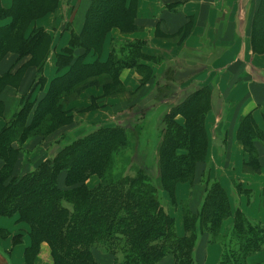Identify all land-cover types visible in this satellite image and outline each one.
<instances>
[{
	"label": "trees",
	"instance_id": "16d2710c",
	"mask_svg": "<svg viewBox=\"0 0 264 264\" xmlns=\"http://www.w3.org/2000/svg\"><path fill=\"white\" fill-rule=\"evenodd\" d=\"M20 1L16 0L11 8L0 9V18L11 14L10 22L0 26V59L7 51L16 52L18 58L33 54L48 43L37 29L24 36L30 19L20 15ZM136 2L90 0L81 32L70 39L71 47L97 50L112 26L133 31ZM27 3L47 9L54 0H27ZM259 10L264 13V4ZM253 31L255 37L260 36L264 24L262 28L254 25ZM121 51L122 57L110 56L105 62L91 63L84 62L82 55L72 56L70 51L58 55L57 66L67 65L66 72L53 78L40 100H31V94L22 97L18 110L0 130V216L15 215L16 220L26 223L31 243L38 249L42 242L49 246L52 264H105L107 254L112 256L111 264H200L193 254L199 234H209V241H221L223 251L218 264H246L248 256L264 248V229L249 220L241 208L232 206L226 188L219 179L210 176L206 167L208 136L204 117L211 104L208 86L195 88L164 114L165 125L169 127L161 144L163 175L172 182L188 177L190 184L202 181L204 176L211 180L209 185L203 180L206 193L201 206L185 214L183 235L176 233L172 216L163 211L155 196L157 187L141 168L133 176L118 179L106 176L104 159L110 154L106 150L117 147V151L119 145L126 144L124 130L117 123L99 124L52 156L44 154L46 157L36 163L29 157L28 163L34 164L28 167L21 163L24 139L36 134L35 128L46 117L52 120V116L66 113L61 107L64 92L97 79H106L102 84L105 89L118 84V71L123 66H134L141 74L148 72L140 61L148 58L140 43L126 42ZM40 52L36 54L40 53L42 58L43 50ZM37 72L35 82L39 83L44 80L41 67ZM9 75L0 73V90ZM165 78V74L158 75L155 89L166 87L162 84ZM177 113L184 115L183 125L174 119ZM258 135L250 115L242 116L237 136L250 155L246 163L250 170L259 169L253 147ZM62 174L64 179L60 182ZM91 174H98L99 182L90 188L85 180ZM237 188L247 191L239 183ZM261 194L264 206V187ZM227 217H231V225L223 234L221 222ZM16 237L21 238L20 233L14 234L12 241ZM29 247L31 244L26 248Z\"/></svg>",
	"mask_w": 264,
	"mask_h": 264
},
{
	"label": "crops",
	"instance_id": "0c3cea01",
	"mask_svg": "<svg viewBox=\"0 0 264 264\" xmlns=\"http://www.w3.org/2000/svg\"><path fill=\"white\" fill-rule=\"evenodd\" d=\"M15 1L0 0V9L11 8ZM21 1L24 14L20 12V15L30 19L24 36H28L32 29H37L48 43L44 49L20 55L19 58L14 51L2 55L0 73L9 72V76L15 77L22 70V77L17 85H9L0 93V130L18 110L22 97L31 94V100H40L53 78L66 72L67 65L57 66L58 55L70 51L72 56L82 55L86 63L94 60L105 62L110 56L122 57L124 52L121 48L126 42L140 43L141 50L149 58L140 60L149 72L145 78L134 66H123L118 71V86L121 88L118 93L104 92L101 84H94L80 94H73L66 104L62 102V109H77V112L85 109L82 111L85 118L79 117V120L89 121V113L92 117H100L90 120L91 123L107 124L112 117L130 110L150 95L157 87L158 75L167 63L178 69L186 67L193 70L196 74L191 80L180 83L173 93L178 97L190 88L192 91L203 86L211 89V104L204 117L208 136L206 167H209L211 176L231 186L234 202L249 220L264 229L261 194L264 187V33L255 37L253 31L254 25L263 27L264 13L259 8L264 0H137L133 31L125 32L112 26L102 37L97 50L70 45L71 37L82 30L90 0H54L53 6L47 9L40 4L29 6L27 0ZM10 20L11 14L2 16L0 26L8 24ZM42 50V58L34 59L33 56ZM39 67L44 80L36 83ZM92 100L96 103H92ZM91 104L99 106L86 110ZM244 115H250L259 131L253 140L258 170L248 169L246 163L250 155L237 136L240 118ZM174 119L178 124H184L183 114H175ZM61 133L64 134L53 131L49 137L55 138ZM32 136L33 139L27 138L22 146L31 151V160L36 163L42 155L36 157L35 152L41 153L49 145L44 144L46 139L43 137L36 138V134ZM21 163L26 167L34 164L24 161L23 156ZM62 177L63 174L59 177L60 182ZM238 183L247 191L238 190ZM195 184L202 185V181ZM187 196L186 192L179 198ZM230 220L228 217L222 220L221 231L224 224L225 228L228 227ZM19 226L15 218L0 216V231H6L4 236L0 235V264L7 263V251H10V264H25L23 252L27 240L19 232ZM176 232H183L180 222L177 223ZM18 233L23 242L15 245L12 236ZM45 250L46 245L42 244L40 251ZM222 251L221 241H209L203 234L193 254L200 264H218ZM41 257L37 255L34 264H41ZM263 261L264 248L248 256L246 264Z\"/></svg>",
	"mask_w": 264,
	"mask_h": 264
},
{
	"label": "rangeland",
	"instance_id": "374dc122",
	"mask_svg": "<svg viewBox=\"0 0 264 264\" xmlns=\"http://www.w3.org/2000/svg\"><path fill=\"white\" fill-rule=\"evenodd\" d=\"M33 14V11H31ZM41 53V52H40ZM40 53L33 56L34 59L40 57ZM2 57V56H1ZM168 69V70H166ZM167 71L164 73V71ZM37 72V71H36ZM149 72L141 74L143 78L147 76ZM165 74L166 78L162 81V84H166V87L160 89H154L150 95L144 99L141 103L134 105L130 110L127 109L126 112L123 111L118 113L109 121V123H117L120 125L119 127L123 128L124 133L126 135V144L119 145V150H115L117 147H113L111 149L106 150L107 159H104L105 168L108 170L106 172V176L110 175L112 179L123 178L125 175L133 176L135 175L137 168H141L150 182L157 187L155 192V196L163 209L166 213L170 214L173 218V224L176 231L177 223H181V227L183 228L182 234L185 233L184 230V217L185 214L190 213V211L199 208L201 205V194L202 199L206 193V187H204V181H208V185L211 183V180H207V177L204 176L202 178V185L199 184H190L188 177L180 178L177 180L169 181L166 179L165 174L163 175V171L160 170L161 161L163 162V158L161 155V144L163 137L167 131L169 125H165L164 114L169 113L171 106L175 105L177 102L181 101L186 94L192 91V88L186 89L185 91L181 92L178 97L175 96L173 93L176 91L180 86V83H185L186 81H190L192 76L196 73L193 70H188V68L184 67L182 69H178L173 64L169 66V63L163 68L161 75ZM22 77V70L17 72L14 76H7V81L2 84L0 93L3 90L11 85H17ZM38 78V72L37 77ZM35 79V81H36ZM98 81H90L82 85L81 83L78 84L75 88L69 90L68 92H64L61 97V104L69 102L73 97L72 95H77L79 92L81 93L87 87L91 85H100L102 86L103 83L107 82L106 79H97ZM185 81V82H184ZM145 82V81H143ZM169 85L173 86L172 90L169 89ZM193 87V84L191 85ZM103 88L104 92L112 91L114 94L118 93L121 89L118 84H112L108 88ZM79 93V94H80ZM163 94V95H162ZM79 96V95H78ZM160 99V101L158 100ZM92 103L94 100H92ZM91 104L87 107L86 110L95 109L99 105ZM65 107V105H63ZM66 109V108H65ZM148 109V110H147ZM70 110V111H69ZM64 110L66 113L63 115H59L58 117L52 116V120H49L46 117L36 128V138L43 137L46 139L45 145H49L45 151L44 149L41 150V153L36 151V157L42 155V157L52 156L60 147L64 146L65 144L69 143L71 140L76 138L78 135H82L87 133L94 128H96L100 123H91L92 121L100 117H92L91 114L88 113L87 118L89 121L79 120L85 118V113H82V109L80 112H77V109L72 110ZM72 110V111H71ZM69 112V113H67ZM90 112V111H88ZM111 118V117H109ZM108 118V119H109ZM105 119V118H104ZM70 129V130H69ZM57 131L63 132L64 134L59 135L58 137L50 136L49 133ZM30 137V138H29ZM27 138L33 139L32 133L27 136L21 144V155H24V161H27L28 157H31V151L25 150L23 148V143ZM46 154V156H44ZM32 158V157H31ZM221 163V161H219ZM209 165V164H208ZM208 167V166H207ZM209 171V170H207ZM214 171V170H213ZM215 174V171L213 172ZM211 176V175H210ZM217 178L216 176H213ZM64 179V176L62 177ZM218 179V178H217ZM99 182L98 174H91L85 180V184L88 187H95ZM172 182V184H171ZM223 186L226 188L229 199L233 207H239L233 200V194L231 192V186L228 187L225 183ZM245 189V188H243ZM188 193V196L184 199H180L179 196ZM245 195V194H244ZM200 199V201H199ZM198 203V204H197ZM197 204V205H196ZM240 208V207H239ZM189 215V214H188ZM7 218H15L16 216H6ZM231 218V217H228ZM20 223L19 232L26 238L27 244L24 247L23 257L25 264H34L36 256L41 255L40 258L41 264H51V254L49 251V246L47 243L42 242L40 247H36V245L31 243L30 236L28 234V225L24 222L16 220V223ZM228 222V221H227ZM227 225V224H226ZM231 225V220L229 221L228 227L222 229V233L225 234ZM222 228V227H221ZM225 229V230H224ZM6 231H0V235L4 236ZM203 234H199L197 236V241ZM227 235V234H226ZM228 236V235H227ZM206 238H211L209 234H206ZM214 238V237H212ZM220 238V237H219ZM13 244L16 243L20 244L23 240L20 237H16ZM31 244V247L28 249L26 248L28 245ZM42 244L46 245V252H41ZM49 252V254H48ZM5 257L9 262L10 251L5 252ZM45 253V255H44ZM18 261V260H16ZM112 263V256L110 254L105 255V264ZM10 264V263H9Z\"/></svg>",
	"mask_w": 264,
	"mask_h": 264
}]
</instances>
